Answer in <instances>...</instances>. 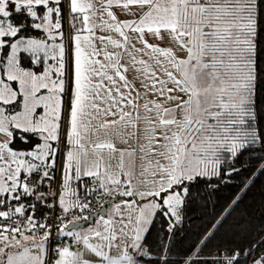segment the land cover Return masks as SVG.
I'll return each mask as SVG.
<instances>
[{
	"label": "snow or ice",
	"instance_id": "snow-or-ice-1",
	"mask_svg": "<svg viewBox=\"0 0 264 264\" xmlns=\"http://www.w3.org/2000/svg\"><path fill=\"white\" fill-rule=\"evenodd\" d=\"M262 164L264 0H0V264H264Z\"/></svg>",
	"mask_w": 264,
	"mask_h": 264
},
{
	"label": "trees",
	"instance_id": "trees-1",
	"mask_svg": "<svg viewBox=\"0 0 264 264\" xmlns=\"http://www.w3.org/2000/svg\"><path fill=\"white\" fill-rule=\"evenodd\" d=\"M245 160L251 159V157H245ZM264 167V164L260 165ZM251 167H255L252 165ZM245 175H248L246 173ZM255 174H253V179H255ZM235 183H238L235 182ZM234 188H224L217 195L209 196L207 200V209H201V211L196 212V215L190 218V221H187L188 227L184 233H181L179 237L176 238V253L179 256H182L184 252L192 247L193 243L198 238V232L201 228L205 227L207 223L210 222L212 217V209L215 208L217 212L223 207L228 199L234 194ZM199 195H207V191H199ZM244 193L241 192V195ZM194 207H197L194 205ZM264 216V177H259L258 182L255 183L251 191L247 193V198L241 204L240 208L237 209L236 213L224 226L223 230L220 233L221 239H229L233 234L240 233L243 235L246 232L250 231V223L258 224L259 218ZM202 217V219H198ZM191 220H195L193 223ZM218 242V241H217ZM215 243L209 245V252L215 250ZM209 252H205L204 256L207 258ZM174 259L176 256L173 257Z\"/></svg>",
	"mask_w": 264,
	"mask_h": 264
}]
</instances>
